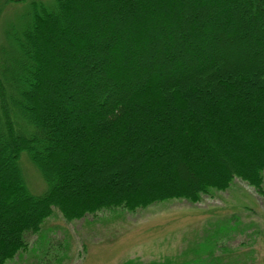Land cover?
Segmentation results:
<instances>
[{
    "label": "trees",
    "instance_id": "16d2710c",
    "mask_svg": "<svg viewBox=\"0 0 264 264\" xmlns=\"http://www.w3.org/2000/svg\"><path fill=\"white\" fill-rule=\"evenodd\" d=\"M195 1L197 9L191 0L33 2L9 28L0 47V264L28 248L27 235L40 233L54 209L73 222L171 199L197 203L237 178L263 191L264 69L194 70L234 25L211 19L205 3L222 11L237 0ZM240 1L264 22L254 0ZM165 70L191 72L173 79ZM80 83L88 88L74 96L84 105L63 104ZM24 155L47 184L43 195L28 188ZM196 251L189 261L186 251L150 264H216Z\"/></svg>",
    "mask_w": 264,
    "mask_h": 264
},
{
    "label": "rangeland",
    "instance_id": "374dc122",
    "mask_svg": "<svg viewBox=\"0 0 264 264\" xmlns=\"http://www.w3.org/2000/svg\"><path fill=\"white\" fill-rule=\"evenodd\" d=\"M254 1L258 4L257 11L264 14V5L259 0ZM33 2L52 4L53 0H0L2 49L8 45L9 28L13 24H20ZM189 4L192 9H197L200 3L191 0ZM205 5L214 9L211 19L226 17L227 22L234 25L229 24L231 28L227 25L219 31V49L207 57L203 56L202 61L194 59L193 69H202L211 64L244 71L253 69L251 67L264 69V47L257 44L260 37L264 36V22L253 20L254 12L250 11V4L237 0L235 9L226 6L223 9L225 11H221L219 6L213 7L212 2ZM247 23H252L249 28H240ZM156 27L153 29L158 30ZM188 32L181 31L177 37ZM232 34L233 37H230ZM164 36L161 33L159 37ZM163 40L166 41L165 38ZM178 45L180 43L176 41L173 48ZM158 47L159 51L168 49L163 41ZM190 72L187 70L185 74L181 71L180 74H174L172 71H161L162 76L173 79L185 77ZM55 73L53 71L45 77L53 79ZM106 74L102 75L106 77ZM130 82L125 85H130ZM87 88L88 85L83 83L80 86L72 84V91L68 93L74 96L76 91H86ZM68 97L63 100V104L78 103L77 109L84 105L77 100V96L72 99ZM73 118L76 119L75 116ZM73 121L71 125H74ZM27 159L24 155L21 166L28 188L34 195H43L47 191V184ZM127 164L130 162L121 164L120 170L123 171ZM182 164L189 173H194L189 164L185 161ZM109 173L112 171L107 170L105 175ZM142 187L144 185L141 182L136 189ZM262 188L261 192L237 178L228 190L212 191L197 203L171 199L135 211L126 208L106 209L73 222L66 221L54 209V214L44 222L40 233L27 235L28 248L7 264H150L176 258L182 252L190 251L182 259L189 261L196 258L195 248L199 257H209L208 260L216 264H264V183ZM200 250L202 254H199Z\"/></svg>",
    "mask_w": 264,
    "mask_h": 264
}]
</instances>
